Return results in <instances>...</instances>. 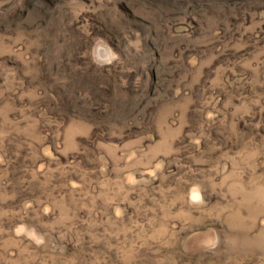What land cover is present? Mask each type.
I'll use <instances>...</instances> for the list:
<instances>
[{
    "label": "rangeland",
    "instance_id": "obj_1",
    "mask_svg": "<svg viewBox=\"0 0 264 264\" xmlns=\"http://www.w3.org/2000/svg\"><path fill=\"white\" fill-rule=\"evenodd\" d=\"M0 264H264V0H0Z\"/></svg>",
    "mask_w": 264,
    "mask_h": 264
}]
</instances>
